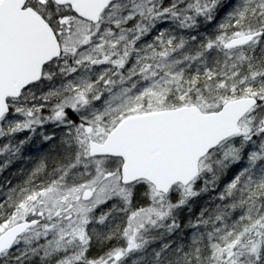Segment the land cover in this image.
<instances>
[{
  "label": "snow or ice",
  "instance_id": "1",
  "mask_svg": "<svg viewBox=\"0 0 264 264\" xmlns=\"http://www.w3.org/2000/svg\"><path fill=\"white\" fill-rule=\"evenodd\" d=\"M0 264H264V0H0Z\"/></svg>",
  "mask_w": 264,
  "mask_h": 264
}]
</instances>
